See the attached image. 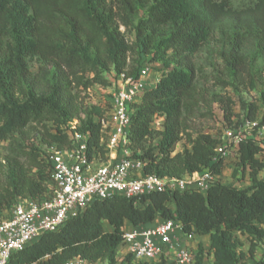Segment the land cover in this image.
Here are the masks:
<instances>
[{"label":"trees","instance_id":"obj_1","mask_svg":"<svg viewBox=\"0 0 264 264\" xmlns=\"http://www.w3.org/2000/svg\"><path fill=\"white\" fill-rule=\"evenodd\" d=\"M131 27L130 41L126 33ZM213 40L228 77L253 86L254 66L264 62V0L242 8L232 0H0V142L8 143L6 155L0 153V212L20 199L49 195L47 150L70 146V122L79 120L78 131L88 135L89 156L105 158L100 123L105 110L93 105L84 111L78 93L95 85L112 87L109 73L138 80L143 55L168 69L131 105L130 148L145 161V174L183 178L209 170L220 177L225 161L212 162L219 139L193 135L190 120L202 109L208 111L201 117H212L210 109L219 104L225 124L233 126L241 117L258 119L261 107L243 98L239 107L232 97H208L199 89L193 58ZM260 73L263 78L264 68ZM236 108L242 109L241 116ZM156 120L162 121L160 130ZM34 126L44 131L46 151L25 145L22 136ZM185 137L190 145L177 151ZM262 152L250 140L235 155L249 171L247 190L218 182L206 195L176 191L153 194L139 204L122 197L97 201L57 232L14 254L11 264H66L75 258L90 264H171L165 258L137 262L123 253L124 226L151 227L157 218L210 237L209 253L200 244L196 264H208V255L213 264H264V252L256 258L264 247ZM239 234L249 241L246 253L238 250Z\"/></svg>","mask_w":264,"mask_h":264},{"label":"built area","instance_id":"obj_2","mask_svg":"<svg viewBox=\"0 0 264 264\" xmlns=\"http://www.w3.org/2000/svg\"><path fill=\"white\" fill-rule=\"evenodd\" d=\"M149 68L143 65L139 79L121 74L112 79L107 93L110 108L100 123L103 128L105 158L89 156L88 135L78 131L80 121L69 123V147L48 150L52 165L49 195L38 200L20 199L11 209L0 212V264H11L14 254L24 251L44 234L54 233L67 221L81 216L97 201L114 197L133 199L136 204L153 194L197 191L206 195L220 177L209 170L183 178H162L145 174L146 163L130 148L131 105L140 102L148 90L144 80ZM159 80H155L157 83ZM264 106L259 118L241 117L233 126L221 122L220 145L212 162L236 155L242 144L254 141L264 147ZM263 109V114L260 113ZM158 122V120H156ZM213 135V133L204 132ZM123 253L137 262L153 263L165 258L171 264H196L201 237L185 232L182 224L167 220L151 227L122 229ZM204 245V244H203ZM205 246V245H204ZM208 259V257H207ZM213 264V258L208 259ZM66 264H90L75 258Z\"/></svg>","mask_w":264,"mask_h":264},{"label":"rangeland","instance_id":"obj_3","mask_svg":"<svg viewBox=\"0 0 264 264\" xmlns=\"http://www.w3.org/2000/svg\"><path fill=\"white\" fill-rule=\"evenodd\" d=\"M233 5L236 8H242L247 6L251 3V0H232ZM142 17V15H138L133 23H136L137 20H139ZM128 34L127 38L131 41L132 40V27L128 28ZM121 30L124 32L126 29L124 27H121ZM221 48L216 40L211 41L207 46H205L199 53H197L193 60H194V66L196 68V72L198 75L197 84L199 89L208 97H211L212 95H221V96H229L232 97L234 101L238 104V106H241L240 100L243 98L244 101L248 102H254L258 103L260 107L264 105V77L262 78L261 70L264 68V62L258 61L257 64L254 66V71L256 74L255 78V84L252 86L251 84L247 83L244 85L237 84V82H233L231 80L225 69L223 62L221 61L219 57V52ZM143 58L145 60H143ZM152 56H141L139 57V62L144 61V65L149 68V75L148 79L153 82L154 85L155 80H159L161 76L168 71L163 63L159 62H152ZM37 66L33 67V71H36ZM112 79L114 78L113 73H109ZM264 76V75H263ZM222 83H232L234 86H232L229 89H224L222 86ZM238 88H235L237 87ZM112 88V87H110ZM110 88H104L101 85H95L93 86L89 91H82L78 93L79 103L82 105L83 110H89L90 106H98L101 105V107L105 110L104 115H107V112L109 111L110 105L108 103V99L110 96L107 93L111 92ZM239 106V107H240ZM240 108H236V114L240 115L241 110ZM264 109V108H263ZM263 109L260 113V117L263 114ZM208 110L202 109L200 111V114H203L207 112ZM212 113V117H201V115L198 113L195 117H193L190 120V125L192 126V130L190 133L193 135H196L198 133H204L205 131L208 133H213L214 137H218L220 130H221V122H224V113L223 108L219 104H214L212 108L210 109ZM84 117V115H83ZM162 125V121L158 120L156 124V129L160 130ZM35 129L31 128L27 131V136H22L25 138L24 142L25 145L28 147H38L42 149L43 151H46L48 146L44 145L43 142V129L39 126H34ZM264 145V141H262ZM190 143L188 142V139L185 137L184 142H182L178 147L177 151H182L184 147L189 146ZM8 146V143L0 142V153L3 155H6V148ZM48 151V150H47ZM260 158L264 160V147L263 152L260 155ZM260 179L264 180V171L260 174ZM219 183L223 186H226L231 189L236 190H247L250 187V176L249 171H245L238 160V158L235 155H232L230 158L225 160L224 169L222 171V174L220 176ZM106 229H109L108 226H106ZM207 239V238H206ZM210 238L204 242L206 254L209 253L210 248ZM237 244H238V250L240 252L246 253L249 249V241L242 235L237 236ZM263 247V246H262ZM211 256V255H210ZM209 255L207 256L208 259H211ZM262 256V251L258 249V252L256 254V258H260ZM208 264H211L210 261H208ZM241 264H253V261H243Z\"/></svg>","mask_w":264,"mask_h":264},{"label":"crops","instance_id":"obj_4","mask_svg":"<svg viewBox=\"0 0 264 264\" xmlns=\"http://www.w3.org/2000/svg\"><path fill=\"white\" fill-rule=\"evenodd\" d=\"M145 84H147L148 86V90L155 87V85L153 84V82L149 79H146L144 80ZM259 178H260V175H259ZM161 222V219L160 218H157L154 225L156 224H159ZM209 236H206V237H201L199 240H201V242H205L207 239H208ZM207 238V239H206ZM210 238V237H209ZM260 250L262 251V253L264 252V247H261Z\"/></svg>","mask_w":264,"mask_h":264}]
</instances>
